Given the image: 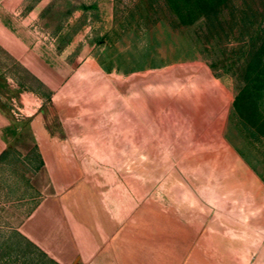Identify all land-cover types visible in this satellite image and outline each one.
Instances as JSON below:
<instances>
[{
    "label": "crops",
    "instance_id": "crops-1",
    "mask_svg": "<svg viewBox=\"0 0 264 264\" xmlns=\"http://www.w3.org/2000/svg\"><path fill=\"white\" fill-rule=\"evenodd\" d=\"M38 7L0 0V235L52 264H264V179L222 79L72 61Z\"/></svg>",
    "mask_w": 264,
    "mask_h": 264
},
{
    "label": "rangeland",
    "instance_id": "rangeland-1",
    "mask_svg": "<svg viewBox=\"0 0 264 264\" xmlns=\"http://www.w3.org/2000/svg\"><path fill=\"white\" fill-rule=\"evenodd\" d=\"M38 24L72 61L90 58L118 75L201 62L231 95V134L264 179V0H33ZM260 56V57H259ZM0 264H52L0 235Z\"/></svg>",
    "mask_w": 264,
    "mask_h": 264
},
{
    "label": "trees",
    "instance_id": "trees-1",
    "mask_svg": "<svg viewBox=\"0 0 264 264\" xmlns=\"http://www.w3.org/2000/svg\"><path fill=\"white\" fill-rule=\"evenodd\" d=\"M205 2L209 3V6L214 9V12L219 10L220 6L225 2L226 0H204ZM256 53L262 55L264 54V36L261 39V42L256 46ZM260 57V56H259ZM264 67V62L261 63V65L257 64L254 68V72L257 74L262 72V69Z\"/></svg>",
    "mask_w": 264,
    "mask_h": 264
}]
</instances>
